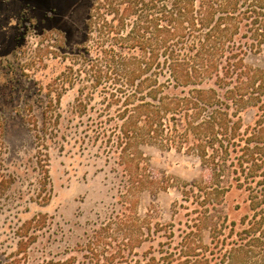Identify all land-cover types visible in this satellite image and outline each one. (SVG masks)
I'll use <instances>...</instances> for the list:
<instances>
[{"label": "trees", "instance_id": "trees-1", "mask_svg": "<svg viewBox=\"0 0 264 264\" xmlns=\"http://www.w3.org/2000/svg\"><path fill=\"white\" fill-rule=\"evenodd\" d=\"M85 27L60 77L77 92L67 137L104 163L119 209L81 259L43 264H264V65L249 62L264 57V0H91ZM55 105L39 103L38 137L58 132ZM144 147L193 156L205 175L157 173ZM172 189L170 223L140 216L142 193Z\"/></svg>", "mask_w": 264, "mask_h": 264}, {"label": "rangeland", "instance_id": "rangeland-1", "mask_svg": "<svg viewBox=\"0 0 264 264\" xmlns=\"http://www.w3.org/2000/svg\"><path fill=\"white\" fill-rule=\"evenodd\" d=\"M90 3L0 0V264L81 259L92 230L119 209L117 184L104 163L83 156L75 130L69 138L66 130L77 92L61 89L60 77L85 40ZM249 62L262 66L264 57ZM50 100L61 118L53 140L49 130L38 137L44 114L39 103ZM144 152L157 173L182 182L205 175L193 156L156 147ZM180 199L174 189L145 192L138 212L170 223Z\"/></svg>", "mask_w": 264, "mask_h": 264}]
</instances>
